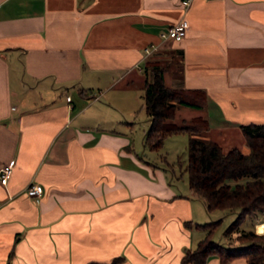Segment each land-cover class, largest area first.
<instances>
[{
  "label": "crops",
  "instance_id": "1",
  "mask_svg": "<svg viewBox=\"0 0 264 264\" xmlns=\"http://www.w3.org/2000/svg\"><path fill=\"white\" fill-rule=\"evenodd\" d=\"M181 18L185 36L143 58ZM161 54L177 56L168 86L206 93L203 108L178 107L182 120L205 118L199 136L248 153L240 124L264 122V0H0V167L14 161L0 182V264H191L181 257L202 237L186 223H198L196 198L138 157L126 126L115 128L121 100L100 101L117 85L133 103L151 77L145 62ZM103 111L117 112L109 128ZM29 183L41 186L38 200ZM260 220L257 233L264 212Z\"/></svg>",
  "mask_w": 264,
  "mask_h": 264
},
{
  "label": "trees",
  "instance_id": "2",
  "mask_svg": "<svg viewBox=\"0 0 264 264\" xmlns=\"http://www.w3.org/2000/svg\"><path fill=\"white\" fill-rule=\"evenodd\" d=\"M145 69L151 72V77L145 78L142 85V98L149 120L143 134V145L150 150H158L168 135L188 133L185 169L189 194L199 198L208 212L217 209L237 212L223 234L232 235L238 245L223 244L212 238L211 233L218 220L186 222L188 226L207 228V233L198 240L194 249L184 250L181 262L205 264L209 256L216 255L222 264L238 257L244 258L245 264H264V233H256L252 227L248 230L239 228L246 217L250 218L252 226L261 222L260 216L264 212V122L240 124L249 147L248 153L236 147L224 152L218 143L199 137L208 128L205 118L195 116L181 123L174 121L179 106L203 108L205 91L168 86L158 60L146 61ZM243 177V181L230 182ZM257 230L261 231L260 225ZM121 260V256H115L109 262L91 261L86 264H118Z\"/></svg>",
  "mask_w": 264,
  "mask_h": 264
},
{
  "label": "rangeland",
  "instance_id": "3",
  "mask_svg": "<svg viewBox=\"0 0 264 264\" xmlns=\"http://www.w3.org/2000/svg\"><path fill=\"white\" fill-rule=\"evenodd\" d=\"M161 61V65L163 67V75L169 72L173 77H177V70H178V62L177 56H170L169 54H161L159 58ZM131 91V90H127ZM36 92L29 91L27 94V98H35ZM53 93V92H52ZM108 94L103 96L100 101H105L108 97L114 95L118 97L122 102V108L126 112L125 116H116L120 123L115 124V128L122 129L126 126V133L132 141L134 149L136 150L138 157L143 156L145 161L151 163L152 166H157L158 168L162 169L166 173L167 180L171 181L172 186L179 192L180 190L184 192H188V175L185 169L187 163V142L189 135L185 132L174 133L168 135L164 141L162 146L158 150H150L149 148L143 145V134L144 131L148 128V116L145 111L144 101L142 98L143 91L140 88H134L131 93H133V103L131 94L127 92H123L120 88L116 85L113 86L109 91ZM126 93V94H124ZM58 96L60 93H56ZM74 97L78 96L77 92L74 90L72 91ZM102 96V93H101ZM90 100V99H87ZM99 102V101H97ZM132 103V107H130ZM131 108V109H130ZM184 110H179L174 118L176 123L183 122L182 118H185L187 115L183 113ZM114 115L117 112H113ZM113 113L111 112H99V117L101 118L100 127L109 128L112 124H110V120H114ZM188 113V112H187ZM122 125V126H121ZM202 137V136H199ZM203 138V137H202ZM243 151V150H241ZM243 178H239L238 180H231L230 182L236 181H243ZM196 198V197H194ZM193 216L194 218H198L196 222L198 223H206L210 221L218 220L216 227L213 229L211 233L212 238L218 242L224 243L228 236L223 234L224 229L232 222L237 212L229 211V210H213L208 212L205 210L202 201L199 198H196L193 202ZM240 229L248 230L251 228L250 218L246 217L242 223L239 225ZM193 234L196 233L199 236L202 235L204 237L207 233V228H192L191 229ZM257 233V232H256ZM264 233V232H259ZM196 236V235H195ZM201 237V238H202ZM195 239V238H194ZM198 238L194 241V247L196 246ZM232 243V242H229ZM193 247V248H194Z\"/></svg>",
  "mask_w": 264,
  "mask_h": 264
},
{
  "label": "built area",
  "instance_id": "4",
  "mask_svg": "<svg viewBox=\"0 0 264 264\" xmlns=\"http://www.w3.org/2000/svg\"><path fill=\"white\" fill-rule=\"evenodd\" d=\"M190 0H182V3L187 6L189 5ZM187 30V21L185 18H181L176 23L172 24L171 26L167 27L164 31H161L160 41L159 43H149L146 46L143 47V58H147L151 56L153 53L157 52L160 48V44L165 40H174L178 41L181 40L186 33ZM66 100H70V96H66ZM13 160H10L7 164L0 167V182L3 184L7 183V180L11 174L12 167H13ZM25 192L27 196L34 198L36 200L39 199V197L42 194V188L40 185L35 183H29L26 188Z\"/></svg>",
  "mask_w": 264,
  "mask_h": 264
}]
</instances>
